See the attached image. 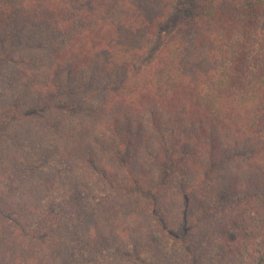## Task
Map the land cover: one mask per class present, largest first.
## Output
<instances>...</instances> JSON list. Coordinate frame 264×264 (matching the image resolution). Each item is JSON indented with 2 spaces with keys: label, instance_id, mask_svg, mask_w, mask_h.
Instances as JSON below:
<instances>
[{
  "label": "rangeland",
  "instance_id": "374dc122",
  "mask_svg": "<svg viewBox=\"0 0 264 264\" xmlns=\"http://www.w3.org/2000/svg\"><path fill=\"white\" fill-rule=\"evenodd\" d=\"M13 24L0 45V264H264V173L182 168L161 114L103 109L96 64L64 87L53 60L69 37Z\"/></svg>",
  "mask_w": 264,
  "mask_h": 264
},
{
  "label": "trees",
  "instance_id": "16d2710c",
  "mask_svg": "<svg viewBox=\"0 0 264 264\" xmlns=\"http://www.w3.org/2000/svg\"><path fill=\"white\" fill-rule=\"evenodd\" d=\"M177 3L0 0V45L9 51L13 22L47 23L50 35L69 37L53 60L64 87L96 64L109 79L103 109L116 103L161 114L173 126L163 149L180 157L182 168L202 175L227 161L264 173V0H191L161 38Z\"/></svg>",
  "mask_w": 264,
  "mask_h": 264
}]
</instances>
